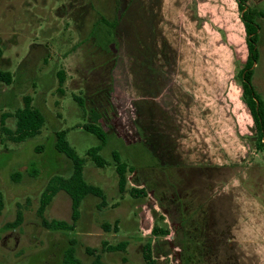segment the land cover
<instances>
[{
  "label": "rangeland",
  "instance_id": "obj_1",
  "mask_svg": "<svg viewBox=\"0 0 264 264\" xmlns=\"http://www.w3.org/2000/svg\"><path fill=\"white\" fill-rule=\"evenodd\" d=\"M246 4L263 13L252 84L264 103V0ZM0 49L12 74L0 82V264H60L70 240L81 264L93 259L85 247L104 264H143L147 242L156 264H264V150L237 77L247 50L235 0H0ZM25 95L44 123L13 142L1 118L14 128ZM89 122L107 133L103 167L86 156L100 142ZM62 129L105 193L100 206L83 198L71 230L44 227L36 211L49 179L70 171L54 149ZM17 210L21 223L6 227ZM43 215L71 222L69 196L59 190Z\"/></svg>",
  "mask_w": 264,
  "mask_h": 264
},
{
  "label": "trees",
  "instance_id": "obj_2",
  "mask_svg": "<svg viewBox=\"0 0 264 264\" xmlns=\"http://www.w3.org/2000/svg\"><path fill=\"white\" fill-rule=\"evenodd\" d=\"M237 8L240 11V19L245 31V44H246V58L242 67L237 72V77L241 84V91L243 100L248 107L253 119L255 134L257 137L256 146L258 149L264 150V103L260 99L258 93L255 91L252 84L253 66L258 58L257 40H258V24L256 19L263 16V13L257 11L246 4V0H235ZM2 51L0 49V56ZM59 81L63 80V73L58 72ZM12 81V74L7 70L0 69V82L10 84ZM78 102H82L81 98L75 97ZM15 127L8 128L4 125L3 119L5 114L1 118V131L7 139L13 142H22L28 138L34 137L39 134L41 127L44 123V116L40 110L34 108L31 103V97L28 95L23 96L22 106L14 112ZM82 128L92 133L100 141L97 146L90 147L86 150V156L97 166L103 167L106 164L104 158L98 153L102 145L106 143L107 133L100 126L93 123H85ZM66 130H57L54 138V149L63 154L70 162V171L66 176L54 175L46 184L39 199L37 208V215L41 220V224L46 228L71 230L75 226L80 216V205L83 198L87 195L98 197L100 205L105 202V193L96 185L88 183L83 175V167L85 163V157H81L77 154L74 147L70 145L66 138ZM41 148V147H39ZM112 159L115 163V172L118 177L119 191L122 193L126 191V164L119 158L117 151H113ZM31 175L36 174L38 171L31 169ZM18 173H13L11 179L18 181ZM64 191L70 198L71 208V222L65 220L52 219L47 220L44 217V210L51 201L52 197L59 191ZM133 196H141L145 194L143 188L132 187L128 191ZM3 197L0 192V211L3 208ZM22 221V213L20 210L16 211L15 218L6 223V227L13 228L18 226ZM107 223L103 224V228L109 230ZM113 229H116V223L113 225ZM153 234L164 235L166 233L158 232L156 227H153ZM126 243L124 241L114 245H103V249L107 251L124 250ZM88 254L93 255V259L90 264H104L100 259V256L96 253L94 248L85 247ZM143 264H156L154 259L152 248L149 242L145 243L142 247ZM60 264H81L80 260L75 256V243L73 240L69 241L68 246L63 251V257Z\"/></svg>",
  "mask_w": 264,
  "mask_h": 264
}]
</instances>
